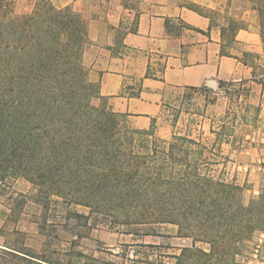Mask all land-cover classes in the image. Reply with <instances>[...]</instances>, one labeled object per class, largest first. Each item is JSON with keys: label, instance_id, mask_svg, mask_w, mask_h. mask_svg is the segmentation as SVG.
Here are the masks:
<instances>
[{"label": "trees", "instance_id": "16d2710c", "mask_svg": "<svg viewBox=\"0 0 264 264\" xmlns=\"http://www.w3.org/2000/svg\"><path fill=\"white\" fill-rule=\"evenodd\" d=\"M239 1L256 10L264 44V0ZM86 42L85 21L70 7L38 0L18 14L0 0V182L28 180L46 212L65 209L77 236L66 258L0 247V263L125 264L133 250L132 264H238L255 234L264 235V192L245 202L241 186L212 172L214 145L230 135L228 111L210 129L211 146L187 133L161 140L154 124L133 129L87 80ZM167 226L190 246L169 255L173 263L164 254L149 260L146 252L162 245L143 239ZM96 227L132 240L119 243L121 253L106 246L107 257L76 249Z\"/></svg>", "mask_w": 264, "mask_h": 264}, {"label": "crops", "instance_id": "0c3cea01", "mask_svg": "<svg viewBox=\"0 0 264 264\" xmlns=\"http://www.w3.org/2000/svg\"><path fill=\"white\" fill-rule=\"evenodd\" d=\"M12 1L15 12L25 14L33 10L38 0ZM51 2L58 9L70 7L85 21L87 42L81 61L87 80L98 85L99 96L107 109L121 115L129 127L146 130L154 124V136L170 140L173 134H179L176 133L178 121L167 116L170 98L181 89L210 86V81L240 86L243 93L238 97L239 103L243 100L245 105L257 108V121L264 124V44L257 12L249 3L239 0ZM229 103L226 95L221 118L228 111L225 120L232 126L228 121L232 113ZM240 108L243 109L241 103ZM245 115L240 116L239 125L251 127ZM222 119L218 121L221 123ZM209 120L208 132L216 137L210 130H218L214 127L216 121ZM202 130L197 137L191 136L202 140L206 133L204 126ZM250 137L239 135L234 145L230 134L227 139L231 146L226 147L227 156L223 158L224 167L231 165L235 172L231 182L241 186L243 194L264 190V134L260 137L261 145L248 142ZM222 144L215 143L217 156L223 153ZM218 162L216 158L214 164ZM71 225V220L66 224L64 208L46 212L28 180L18 177L0 182L1 248L62 258L74 248L73 241L77 239ZM115 235L120 237L103 228H91L75 248L98 256L104 254V246L114 247L119 243L111 240ZM105 236L109 242L104 240ZM177 250L173 253L178 254L180 249ZM256 251L258 254H253L254 258L247 264H264V235Z\"/></svg>", "mask_w": 264, "mask_h": 264}, {"label": "rangeland", "instance_id": "374dc122", "mask_svg": "<svg viewBox=\"0 0 264 264\" xmlns=\"http://www.w3.org/2000/svg\"><path fill=\"white\" fill-rule=\"evenodd\" d=\"M12 1V0H10ZM13 3V1H12ZM243 91L241 90L240 86H231L230 83H224L219 86L218 83L215 82L214 87L206 86L198 89H181L174 93V95L170 98L169 103L166 107L167 116L169 119H171L174 122L178 121V125L176 128V133L179 134H189L192 136H198L201 132L203 133L204 130H202V127L204 126L206 133L203 134L202 140L207 142L208 144H213V139L215 135L210 134L208 132L209 123L211 120L209 118L213 119L215 122V129L217 128V125L220 124L218 120L222 119L223 108L225 106V97L226 95L229 98L230 101V108L232 113L229 115L228 121L233 124L232 126L229 124V128L227 129V133L232 134L233 139L235 137V141H238L239 135L246 134L250 135L251 137L254 135L253 140H251V137L248 139V142L252 144H258L261 145L262 141L260 140V137L264 134V124L259 123L257 121L258 118H256V109H253L254 107L252 105H245L244 101L241 100V106L238 101V97L240 94H242ZM217 103V107L215 108L214 104ZM249 106V107H248ZM244 110V112H240ZM245 111L248 113L245 115ZM217 113V114H216ZM238 113L237 117L235 115ZM241 115H245V118L250 121L251 127H243L239 125V121L242 120L240 117ZM233 117H235L237 121L234 120ZM217 130V131H218ZM230 139L225 138L222 142V154L220 156H216L219 160L218 163L214 164L213 166H210L212 169V172L214 175H219L222 179L225 181H231L232 175L235 174L233 168L231 165L228 168H225L223 163L224 157L227 156L226 147L231 146L229 143ZM234 145H237V143H233ZM216 146V145H214ZM219 147V146H218ZM216 149V148H215ZM218 149L215 150V153H217ZM264 192L263 189H259V192L255 194H248L242 193L243 200L247 202L248 200L257 197L260 193ZM80 210H83L82 208H79ZM157 233L162 234L161 236H149L144 238V242H153L157 243V241H160L158 245H162L159 249H155L152 254L151 250H148L146 254H148L149 260H154L159 256L164 257L165 262L173 263L174 259L170 258L169 255H177L173 252L177 249H181L182 247L190 246V239L181 238L176 236V227L175 226H167L166 228L157 229ZM117 240L119 243L122 242H129L132 240L130 236H113L111 240ZM263 235L260 233H256L253 240L247 244L248 246L245 247L246 252L240 257H238V264H247L248 260L250 258H254L253 254H258L256 249L262 244ZM104 240L106 242H109V237L105 236ZM119 243H116V246L112 247L115 251V253H121L122 251L121 247H119ZM163 245L168 246L163 247ZM200 245V244H199ZM107 246V245H106ZM104 246V247H106ZM202 247L206 248V245H202ZM140 251H146V250H140ZM178 251V250H177ZM176 251V253H177ZM126 252V251H125ZM180 252V251H179ZM126 261L125 264H132V262L129 259L134 258L133 250H129L126 252ZM107 257V254H99L96 257Z\"/></svg>", "mask_w": 264, "mask_h": 264}, {"label": "water", "instance_id": "95a60500", "mask_svg": "<svg viewBox=\"0 0 264 264\" xmlns=\"http://www.w3.org/2000/svg\"><path fill=\"white\" fill-rule=\"evenodd\" d=\"M209 85L212 86V87H214L215 86V82L214 81H210L209 82Z\"/></svg>", "mask_w": 264, "mask_h": 264}]
</instances>
